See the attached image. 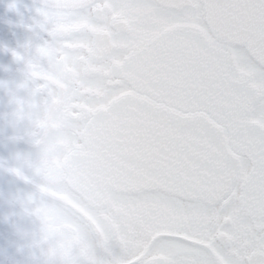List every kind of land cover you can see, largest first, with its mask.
<instances>
[{
    "label": "snow or ice",
    "instance_id": "1",
    "mask_svg": "<svg viewBox=\"0 0 264 264\" xmlns=\"http://www.w3.org/2000/svg\"><path fill=\"white\" fill-rule=\"evenodd\" d=\"M35 12L42 43L62 27L82 74L89 233L122 249L92 264H264V0H41Z\"/></svg>",
    "mask_w": 264,
    "mask_h": 264
},
{
    "label": "clouds",
    "instance_id": "2",
    "mask_svg": "<svg viewBox=\"0 0 264 264\" xmlns=\"http://www.w3.org/2000/svg\"><path fill=\"white\" fill-rule=\"evenodd\" d=\"M60 57L45 72L24 51L6 49L20 66L14 79H0V137L11 145L9 155L0 157V173L25 187L0 190L6 206L4 220L15 237L11 243L18 253L39 264H85L99 259L80 230L54 212L39 192V179L46 172L63 176L73 156L95 155L85 137L81 119L87 108L81 71L77 61L63 48L61 33L56 36ZM48 76V82H42ZM23 145L24 147H20Z\"/></svg>",
    "mask_w": 264,
    "mask_h": 264
},
{
    "label": "flooded vegetation",
    "instance_id": "3",
    "mask_svg": "<svg viewBox=\"0 0 264 264\" xmlns=\"http://www.w3.org/2000/svg\"><path fill=\"white\" fill-rule=\"evenodd\" d=\"M10 5H15L10 7ZM41 5V0H0V79L17 78L15 69L20 65L14 61L10 51L6 49H16L24 51L21 45H27L29 55L38 62L40 69L47 72L51 65L60 57V52L56 36L61 32L62 27L52 24L47 31L50 39H46V34L35 27L37 16L35 9ZM31 26V27H30ZM42 43V44H41ZM50 78L44 76L42 82H48ZM2 96V92H0ZM4 110V105L0 102V111ZM20 147H24L20 145ZM11 145L7 144L0 137V157L9 155ZM48 179H39L41 184L39 189L42 197L47 200L52 211L62 215L70 225L77 227L85 241L92 247L100 259L109 256L122 255L119 242L111 240L107 244V251L97 243L94 233H89L93 229H88L87 224H93L94 217L88 204L79 194H77L67 183V172L63 176H57L54 172H46ZM25 187L18 181L13 182L11 177L0 173V190L6 188ZM7 208L0 202V264H39V261L31 257L18 253L11 243L15 239L10 225L4 220ZM93 261V260H92ZM86 261L85 264H92Z\"/></svg>",
    "mask_w": 264,
    "mask_h": 264
},
{
    "label": "water",
    "instance_id": "4",
    "mask_svg": "<svg viewBox=\"0 0 264 264\" xmlns=\"http://www.w3.org/2000/svg\"><path fill=\"white\" fill-rule=\"evenodd\" d=\"M85 137L88 138L86 134ZM90 146L92 147V145ZM95 161L96 154L90 158L73 156L68 161L66 167L67 183L90 205L92 203V198L89 194V188L94 177L96 176Z\"/></svg>",
    "mask_w": 264,
    "mask_h": 264
}]
</instances>
